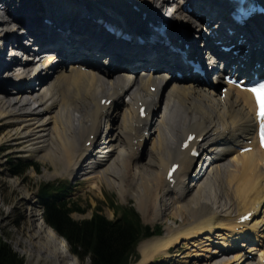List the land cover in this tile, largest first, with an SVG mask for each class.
<instances>
[{"label": "bare ground", "instance_id": "6f19581e", "mask_svg": "<svg viewBox=\"0 0 264 264\" xmlns=\"http://www.w3.org/2000/svg\"><path fill=\"white\" fill-rule=\"evenodd\" d=\"M123 1L86 2L93 4L106 2L108 5L121 7L124 5ZM160 1L147 0V3L145 1L142 3H157L158 8L165 9L171 19H178L180 14L186 15L171 1L164 3L163 0V5L159 3ZM9 7V2H7L3 8L8 12ZM25 7H29L27 18H25L26 11H22L21 16L14 13L11 18L15 19L14 21L18 24L29 28V35L37 37L36 33H40L39 37L42 38L44 44L55 41L65 42L66 45L65 48L51 47L56 55L42 62L45 67L52 64L49 68L48 81L42 86L45 92H37L36 87H33L31 94L26 95L25 87L19 89L14 84V77L27 76L31 68L36 65L35 63L23 65L13 62L1 67L7 68L2 75L6 74L8 78V81L2 82L0 87V127L7 126L4 130L5 137L2 136L3 139L14 141V144L22 147V150L26 151L29 156L36 154L44 163L50 162L55 170L62 168L63 172L65 170L71 176L80 172L83 173L82 176L99 172L103 180L114 186L115 181L111 177L114 178V175H117L115 177L120 182L115 186L119 187L120 184L121 197L125 195L124 185H130L131 181L132 184L140 183L141 189L137 194L145 220L154 221V219L147 218L150 205L158 219L164 216L188 219L177 230L169 228L167 229L169 233L143 241L139 246V250L143 252V258L138 264H144L158 254L180 256L182 252L171 251V248L180 244V239H185L188 247L191 244L202 250L205 247L208 249L207 245H210L208 241L214 242L216 239L220 246H231L229 252L220 247L212 249L213 256L211 257L220 255L221 259L213 262L207 260L201 264H264V241L260 242L263 244L261 248L256 246V243L249 246L247 252H256L253 262L248 259L244 262L243 259L247 255L246 250L236 249L232 243V241L242 239L243 243L239 245L240 247L246 246V242L250 244L252 241L250 236L246 235V231L257 233L258 236L264 238V209H262L264 208V171L261 164L264 151L255 148L249 152H239L241 148L247 146L246 141L253 134L255 106L252 96L248 92L230 89L224 99L219 91L209 89L215 82L222 83L223 70L221 68L219 72L209 71L208 66L214 63L212 59L202 64L206 74L209 73L210 77L216 75L214 81L208 75H204L208 79L193 80L189 84L181 85L178 73L187 67L182 64L180 57L162 46H142L137 48V53L132 56V61L135 63L174 59L181 67L173 69L172 73L175 74L173 80H168L164 85L165 89L161 96L166 98V110L161 115L158 113L160 108L157 112L153 111L148 119L140 122L142 126L135 127L132 121L137 120L138 117L134 104L141 99L147 101L144 97L150 95L160 96L159 91L152 93L149 90L151 85L156 84L155 75L149 70L150 66L144 64L139 68L124 67L126 65L120 63L123 73L113 74L104 66L96 65L87 59L82 51L90 53L92 50H97L92 46L107 51L109 47L112 50L116 47V55L123 56L128 44L115 40L102 25L96 24L95 21L110 20L132 33L139 31L143 33L149 21L148 18L143 19V13L146 10L143 9L122 22L117 21L103 9L97 11L89 9V5L76 12L69 0H29L22 6V10ZM168 7H172L173 10L169 11ZM45 17H50L49 20L52 22L55 21L53 27L43 22ZM0 21H4L3 16H0ZM170 21L173 22V20ZM3 24L8 26L10 23L5 21ZM61 29L69 36H63L59 32ZM260 33L259 29L256 32L250 30L247 35L246 44L252 45L246 56L249 60L253 57L257 61L262 59L264 61L262 51L264 44L261 49L258 48L264 42ZM11 35L14 37L12 41L16 40L15 43L19 44L18 39L21 37ZM175 41L178 42V39L173 37V44L178 45ZM246 44L239 46L244 48V53L247 51ZM254 46L256 48H252ZM66 47L74 51L70 52ZM5 50L0 45V52L3 53ZM193 51L197 52V50ZM153 54L154 57L150 58ZM66 61L69 62L68 65ZM157 73L158 77H169L164 72L158 71ZM12 84L17 89L16 94H14L15 90L12 91L9 87ZM136 84L139 86L134 90ZM120 85L128 93L131 92V102L124 103L123 101L120 104L118 101L114 108L115 101L108 107L102 106L100 104L102 97L116 98L120 93L117 90ZM33 103H39V105L33 106ZM75 112H78V115H75ZM154 123V130L147 129L149 132L146 135V127ZM103 125L109 128V131H106L108 132L107 137L100 140L98 133ZM134 131H136L135 134H133ZM190 132L197 133V138H203L202 142L196 139L194 143L199 145L200 150L205 151L203 157L207 165L203 172L201 171L203 167H201L193 178L191 175V186L187 183V179L192 169L193 158L189 151L181 150L182 142ZM92 133H96L94 139L89 136ZM88 140L92 141L90 147L86 144ZM217 141V148L223 145L221 151L219 154L211 155L210 146ZM147 143L149 144L144 148ZM94 147H97V153L89 159L90 164L87 166L81 164L84 156L92 152ZM142 147L145 154H149L150 158L153 157L145 164H141L136 159ZM119 148L125 152L124 158L120 155L116 156ZM207 155H210L211 161L207 159ZM231 155L230 161L226 162L227 157ZM179 161L180 168L176 172L178 183L172 187L166 175L170 164ZM134 165L136 172L132 174L131 169ZM212 171L214 174L211 173ZM207 172L208 176L204 177ZM163 189H167L169 194L173 195L169 203L173 206V211L162 212L159 192ZM135 191L136 189L132 191V194ZM253 210L255 217L252 223L243 224L239 221L241 216ZM36 216L37 214H32L26 222L29 239L25 245L29 247L26 249L28 255L33 260L48 256L51 264H56L57 261L68 264L66 245L45 222H36L38 219ZM202 235H204L203 240L199 238ZM202 255L195 251L191 256ZM194 264L200 263L194 262Z\"/></svg>", "mask_w": 264, "mask_h": 264}, {"label": "rangeland", "instance_id": "374dc122", "mask_svg": "<svg viewBox=\"0 0 264 264\" xmlns=\"http://www.w3.org/2000/svg\"><path fill=\"white\" fill-rule=\"evenodd\" d=\"M142 1L147 2V0H142ZM15 3H18V1H16ZM164 14H168V13L164 11ZM166 16L168 17V15ZM209 71L211 72V70ZM206 75H208V77L211 78L213 81H214V77L216 76L214 74L215 75L214 77H210L209 73ZM14 78L16 79L17 77H14ZM184 81H187V79H184ZM196 84H200V86L206 87L204 84H201L199 82H196ZM181 85H184V83H181ZM218 85L219 84L215 82L212 85L213 87L209 89H215L216 91H218L217 90ZM0 87H1V83H0ZM10 88L12 90H15L13 84L10 86ZM33 106H38V105L36 103H33ZM6 127L7 126L0 127V147L1 145H3L2 143H5V145L2 146L4 151H0V238H2L5 242H7L10 245L13 252L16 253L18 257L23 260V264H51L52 263L51 261H49L48 256L41 258V259L34 258L33 260L31 259L30 255H28L29 254L27 253L28 251H26V249H29V247H26L27 241L29 239L28 232L26 231V228H27L26 222L28 218H30V216L35 213L37 214L36 218L38 217L36 222H42V221L45 222V220L42 217L43 211H42L41 204H40L39 191H40L41 186L47 182H55V181L60 180L61 182L70 186V188H68L69 190L68 198H70V200L72 201H75L76 203L79 204L78 206L86 210V212L84 213H79V212L72 213L71 216L75 220L80 221L82 219L89 218L92 215L93 209L98 208V207L107 217L114 218L115 214H114V211L110 208L109 197H111V199L115 202H118V203L121 202V203H126V204L128 203L132 206H135L138 211L142 210L141 209L142 207H140L141 203L139 200V196L137 194V192L138 191L140 192V189H141L140 183L132 184V181H131L130 185H124L125 187L124 192L127 193V195L124 196V198H121V196H119L120 195L119 191L121 188L120 184H119V187L115 186V185H118V183L120 182V180L115 177L117 175H114V178L111 177L112 180L115 181L114 186L110 185L106 180H103L99 172L92 174L93 176L90 177L92 178L94 182H91L92 180H87V176H86L82 179L84 181L80 183L79 181H82V180H80L79 176L78 177H76V175L70 176L69 173H67L65 170L63 172L62 168L61 170L60 168L55 170L53 166H51L50 162L47 164L44 163L39 157L36 156V154H33V156H29V154L26 151L22 150L23 149L22 147L15 145L14 141L12 142L11 140L8 141V139L6 140L3 139L5 137L4 130ZM117 152H116V156L120 155L121 158L124 156L121 154L122 153L121 150H119L120 153H117ZM146 155L147 154L143 153L141 164H145L147 163L148 160L153 159V157L149 158V156H146ZM19 159L23 161L24 165L27 164L28 161H30L31 163L34 164L35 168L30 167L25 172L19 175L14 174L13 164L18 162ZM133 168L134 169H131L132 174L136 172L135 165L133 166ZM211 173L214 174V171H212ZM88 175H91V174H88ZM98 175L100 176L101 179L97 178L99 177ZM94 177L95 179H93ZM135 189L136 191L132 194V191ZM161 191L159 192L160 194L159 199L163 201H159V204H161L163 207L162 212L164 211L163 213H165V212H170L171 210L173 211L174 208L173 206L169 204L170 201L167 202L170 195L166 191L164 195V192H161ZM160 196L163 198L161 199ZM151 206L152 205L148 206L149 207V217L148 218L151 217L150 219H154V221L156 222L145 220L143 217L142 218L146 223H149L152 225L160 224L163 227V232L167 231L166 229L167 226L171 227L177 224L176 221L178 222L183 221L182 224L188 221L187 218L182 219L181 217L175 218L173 216H167V217L164 216L163 218L158 219L156 218L153 210L151 209ZM165 207L166 208L169 207L168 210ZM170 227H168V229ZM50 228L57 234V236L66 245V248L68 249V252L66 254L68 256V260H67L68 264H91V260L88 256L80 258L77 255L72 254L70 251L71 249L70 245L68 241L64 238V236L61 233H59L57 230L55 231L52 227ZM179 228L180 227H178V229ZM171 229L172 228H170V230ZM175 230H177V228H175ZM169 232L170 231H168L167 233ZM179 246H180L179 249L183 253L181 256L165 258L163 255H157L154 257L153 261H155L156 264H163V263L164 264H194V262L201 264L203 263V261L205 263V258L211 255V252L209 250L210 249L212 250L215 247L214 245L213 246L207 245V247L208 246L209 247L208 249L205 247L204 249L206 250L204 249L202 250L199 247H193V246H190V248L185 246L186 247L185 248L183 247V242ZM177 247L178 246H175L174 248H177ZM138 251H139V248H138ZM195 251H197V253L200 252L203 255L199 257L191 256L192 254L195 253ZM141 253L143 254V252ZM141 253L140 255L142 256ZM66 255L65 257H67ZM65 263L66 262L57 261L56 264H65Z\"/></svg>", "mask_w": 264, "mask_h": 264}, {"label": "trees", "instance_id": "16d2710c", "mask_svg": "<svg viewBox=\"0 0 264 264\" xmlns=\"http://www.w3.org/2000/svg\"><path fill=\"white\" fill-rule=\"evenodd\" d=\"M14 173L24 168L14 164ZM54 187L44 185L42 191ZM45 203V218L70 243L71 251L78 257L88 256L91 264H129L136 244L143 236L150 235L148 226L140 225V218L133 210L124 209L121 219L111 221L100 213H94L91 219L81 222L70 217L73 208L67 202L48 196ZM132 217V219H129ZM0 264H23V260L13 252L10 245L0 238Z\"/></svg>", "mask_w": 264, "mask_h": 264}, {"label": "snow or ice", "instance_id": "6c2138e0", "mask_svg": "<svg viewBox=\"0 0 264 264\" xmlns=\"http://www.w3.org/2000/svg\"><path fill=\"white\" fill-rule=\"evenodd\" d=\"M264 87V86H262ZM253 91H256V89L254 88ZM258 102L261 103V109H260V118H261V136H262V144H264V102L260 101V97L258 95Z\"/></svg>", "mask_w": 264, "mask_h": 264}]
</instances>
